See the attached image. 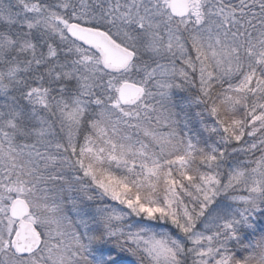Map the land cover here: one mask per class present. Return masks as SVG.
I'll list each match as a JSON object with an SVG mask.
<instances>
[{"label": "snow or ice", "instance_id": "1", "mask_svg": "<svg viewBox=\"0 0 264 264\" xmlns=\"http://www.w3.org/2000/svg\"><path fill=\"white\" fill-rule=\"evenodd\" d=\"M0 264H264V0H0Z\"/></svg>", "mask_w": 264, "mask_h": 264}]
</instances>
